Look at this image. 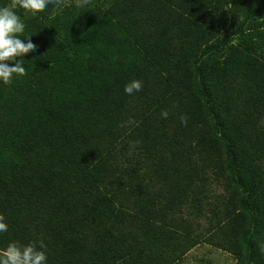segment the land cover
I'll return each mask as SVG.
<instances>
[{"label": "trees", "instance_id": "16d2710c", "mask_svg": "<svg viewBox=\"0 0 264 264\" xmlns=\"http://www.w3.org/2000/svg\"><path fill=\"white\" fill-rule=\"evenodd\" d=\"M76 4L15 9L38 47L0 84V248L175 264L207 244L264 264V0Z\"/></svg>", "mask_w": 264, "mask_h": 264}, {"label": "clouds", "instance_id": "9594fccd", "mask_svg": "<svg viewBox=\"0 0 264 264\" xmlns=\"http://www.w3.org/2000/svg\"><path fill=\"white\" fill-rule=\"evenodd\" d=\"M84 2L86 0H77L76 6L81 7ZM53 3L58 5L59 0H16L11 6H0V84L10 85L15 77H23L27 71L24 55L38 47L31 35H25V21L15 9L25 10L26 18L29 13L35 15ZM142 88V81L132 80L125 85L124 92L131 96ZM167 115V112L161 113L163 118ZM8 228L4 216L0 215V234L6 233ZM0 264H48L46 245L10 242L0 248Z\"/></svg>", "mask_w": 264, "mask_h": 264}, {"label": "rangeland", "instance_id": "374dc122", "mask_svg": "<svg viewBox=\"0 0 264 264\" xmlns=\"http://www.w3.org/2000/svg\"><path fill=\"white\" fill-rule=\"evenodd\" d=\"M178 261L175 264H236L232 255L207 244L194 247Z\"/></svg>", "mask_w": 264, "mask_h": 264}]
</instances>
